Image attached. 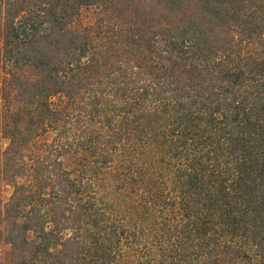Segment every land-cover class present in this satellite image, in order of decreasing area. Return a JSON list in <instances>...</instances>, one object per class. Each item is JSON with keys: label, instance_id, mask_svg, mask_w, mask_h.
Masks as SVG:
<instances>
[{"label": "trees", "instance_id": "16d2710c", "mask_svg": "<svg viewBox=\"0 0 264 264\" xmlns=\"http://www.w3.org/2000/svg\"><path fill=\"white\" fill-rule=\"evenodd\" d=\"M0 1L8 264H264V0Z\"/></svg>", "mask_w": 264, "mask_h": 264}, {"label": "rangeland", "instance_id": "374dc122", "mask_svg": "<svg viewBox=\"0 0 264 264\" xmlns=\"http://www.w3.org/2000/svg\"><path fill=\"white\" fill-rule=\"evenodd\" d=\"M2 2L0 1V4ZM94 22V13L93 10H89L86 12H83L82 18L80 20V24L82 26L85 25H92ZM6 74L2 71L0 68V161L2 157V153L6 149L9 140L4 135L3 131L5 128V125L10 123L11 116L14 113L16 109V104L12 103L10 100V94L8 95L7 92L10 91V89H7L6 95L4 90V83L6 80ZM12 192V188L10 185L6 184L5 182H0V198L3 202H7ZM10 246L5 241V231H4V225H0V260L6 264H8L10 255Z\"/></svg>", "mask_w": 264, "mask_h": 264}]
</instances>
